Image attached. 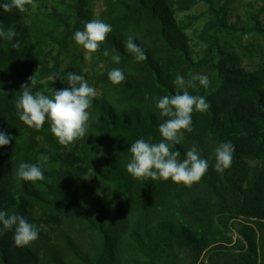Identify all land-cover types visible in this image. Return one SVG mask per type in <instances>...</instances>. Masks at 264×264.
<instances>
[{
	"label": "trees",
	"instance_id": "16d2710c",
	"mask_svg": "<svg viewBox=\"0 0 264 264\" xmlns=\"http://www.w3.org/2000/svg\"><path fill=\"white\" fill-rule=\"evenodd\" d=\"M99 1L103 7L93 13ZM259 1L257 10L249 4L244 18L233 19L234 0H34L24 12L0 8V28L16 33L12 40L0 38V132L12 137L0 146V211L39 229L36 241L18 248L14 229L0 225V264H264ZM199 3L205 12H188ZM93 19L112 31L86 71L82 57L70 55L68 63L65 57L74 33ZM130 35L146 60L137 63L126 51ZM16 41L19 49L12 47ZM111 55H119L120 63ZM114 68L126 77L119 85L108 79ZM70 72L83 75L97 95L86 136L63 146L49 122L40 131L23 124L15 105L21 85L33 87L30 77L33 92L51 97L69 87ZM178 74L208 77V88L197 81L187 90L205 97L210 109L192 113L193 130L173 150L183 160L195 146L209 168L191 187L134 179L126 170L128 150L140 138L162 140L159 125L166 118L155 102L175 94ZM229 141L235 146L232 165L217 173L215 149ZM21 162L40 166L44 180H18Z\"/></svg>",
	"mask_w": 264,
	"mask_h": 264
},
{
	"label": "clouds",
	"instance_id": "9594fccd",
	"mask_svg": "<svg viewBox=\"0 0 264 264\" xmlns=\"http://www.w3.org/2000/svg\"><path fill=\"white\" fill-rule=\"evenodd\" d=\"M26 6L35 7L34 0H4L0 8L6 13L14 10L24 12ZM112 27L101 19H93L84 24V29L74 33V41L84 49V60L91 61L92 54L96 53L106 41L107 35L111 33ZM16 36L14 30L9 28L5 31L0 28V38L12 40ZM245 40L248 39L246 35ZM14 49L20 48V42L12 45ZM125 49L135 56L137 63L147 59L145 51L134 42L133 36H128L125 41ZM115 52V49L112 50ZM105 57L110 56V51H103ZM111 60L119 64L121 57L111 55ZM52 66L51 64L49 65ZM108 79L113 85H119L125 81L124 72L114 68L108 72ZM31 85L35 81L30 77ZM69 87L55 90L49 97L41 91L33 92V87L27 83L21 85V95L16 100V109L19 120L27 127L36 131L43 128L45 122L50 123V130L58 142L63 146L75 143L83 139L89 128L90 111L93 99L97 93L95 88L89 86L83 75L68 73L65 80ZM197 81L204 88L210 86V81L205 75H193L185 79L177 75L174 80L175 94L165 95L156 100V108L160 116L166 119L159 125V133L162 140L157 143L137 139L129 148L130 161L126 165L127 172L134 178L140 180H163L169 179L177 184L191 187L199 182L209 168V161L200 156L195 146L186 151L185 158L181 160V153L174 145H180L184 132H191L192 113L206 112L210 109V103L200 95H192L189 88H196ZM12 137L0 132V146L9 145ZM235 146L229 141L220 144L215 149V166L217 173H223L230 168L233 162ZM40 160L46 161L47 156L41 155ZM18 180L35 182L44 180V173L37 164L21 162L16 171ZM0 225L3 230L14 229V246L23 248L30 245L39 238V229L21 215H9L0 211Z\"/></svg>",
	"mask_w": 264,
	"mask_h": 264
},
{
	"label": "rangeland",
	"instance_id": "374dc122",
	"mask_svg": "<svg viewBox=\"0 0 264 264\" xmlns=\"http://www.w3.org/2000/svg\"><path fill=\"white\" fill-rule=\"evenodd\" d=\"M259 0H234V2L231 4V11H230V17L233 19L235 16H240L241 18H244V11L248 8V5H253L255 9H258V6L260 5ZM103 7V2L99 1L97 2L93 7V13L99 12ZM207 6L203 3H199L196 5L192 10L188 11L189 13H203L206 11ZM261 19L264 21V15L261 16ZM204 20V18L202 19ZM201 20V21H202ZM257 43V53L258 56L261 54H264V40L258 38L256 39ZM84 49L77 45L75 42L71 43L68 47V50L66 52L65 57V63H68L70 60V55H77L82 57L83 59V67L86 71L89 69V61L84 60ZM244 65H248L247 62H243ZM88 81V80H87Z\"/></svg>",
	"mask_w": 264,
	"mask_h": 264
}]
</instances>
